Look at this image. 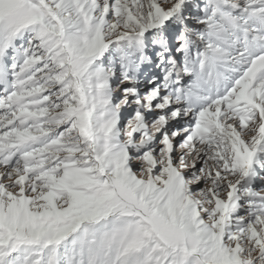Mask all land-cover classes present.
Here are the masks:
<instances>
[{
  "label": "snow or ice",
  "instance_id": "snow-or-ice-1",
  "mask_svg": "<svg viewBox=\"0 0 264 264\" xmlns=\"http://www.w3.org/2000/svg\"><path fill=\"white\" fill-rule=\"evenodd\" d=\"M0 264H264V0H0Z\"/></svg>",
  "mask_w": 264,
  "mask_h": 264
}]
</instances>
